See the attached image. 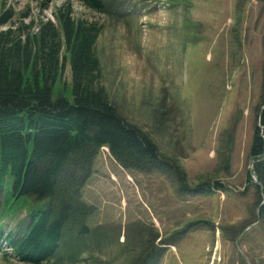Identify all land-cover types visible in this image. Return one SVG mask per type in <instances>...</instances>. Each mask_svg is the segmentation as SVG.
I'll use <instances>...</instances> for the list:
<instances>
[{"label": "rangeland", "instance_id": "374dc122", "mask_svg": "<svg viewBox=\"0 0 264 264\" xmlns=\"http://www.w3.org/2000/svg\"><path fill=\"white\" fill-rule=\"evenodd\" d=\"M101 1L96 13L76 0H0L1 29L54 21L67 4L75 19L96 23L95 54L110 102L178 169H127L99 148L87 178L69 170L75 178L54 196L59 204L74 197L91 231L78 236L80 225L68 222L57 257L45 264H133L147 249L158 250L150 264H207L213 241L228 244L224 264L241 254L264 264V194L248 154L264 93V4ZM70 81L66 66L53 97L71 99ZM200 184L206 187L195 190ZM45 202L26 197L20 212L2 215L0 229L22 234L30 211ZM7 254L0 252V264H21ZM219 257L215 264H223Z\"/></svg>", "mask_w": 264, "mask_h": 264}, {"label": "trees", "instance_id": "16d2710c", "mask_svg": "<svg viewBox=\"0 0 264 264\" xmlns=\"http://www.w3.org/2000/svg\"><path fill=\"white\" fill-rule=\"evenodd\" d=\"M76 1L96 13L104 10L101 0ZM259 1L264 4V0ZM53 17L54 21H30L6 29H1L6 21L0 22V221L2 215L20 212L26 197L47 200L44 208L30 211L22 234L18 229L3 234L0 229V241L11 252L8 257L21 264H45L56 258L71 220L80 225L77 235L87 237L91 230L77 217L82 213L80 203L68 194L59 204V197L54 196L60 185L75 178L67 175L69 170L79 172L82 181L87 178L91 159L99 148L106 147L127 169L164 175L170 168L178 169L160 154L147 133L127 122L110 102L95 54L101 27L75 19L70 4L56 9ZM66 66L71 99L53 97L54 86ZM262 76L264 80V66ZM261 102L264 107V93ZM260 124L264 129V110ZM261 127L254 129L248 154L264 194ZM183 179L181 172L180 184ZM201 187L206 185L200 184L195 190ZM184 188L187 190L181 184ZM260 211L263 215L264 207ZM155 250L147 249L141 260L132 263H152L158 255Z\"/></svg>", "mask_w": 264, "mask_h": 264}, {"label": "flooded vegetation", "instance_id": "af4514ba", "mask_svg": "<svg viewBox=\"0 0 264 264\" xmlns=\"http://www.w3.org/2000/svg\"><path fill=\"white\" fill-rule=\"evenodd\" d=\"M226 243L225 242L220 243L219 247H218V244L216 242H214V241L212 242V246H211V248H209L210 249L209 254H208V256H206V259H205V260H208L207 264H215V261L220 262L222 259L219 257V255L223 256L222 262L224 264V259H225L224 255L226 254L227 250H229L228 244H226ZM230 245H231L230 247H232L234 249V251H236V252L238 251V249H237L238 247L235 245V243L230 242ZM224 246H226V247H224ZM213 247H215L214 251L212 250ZM206 251H207V249H206ZM236 264H252V263H251L250 259H248V257L241 254V261H237Z\"/></svg>", "mask_w": 264, "mask_h": 264}, {"label": "water", "instance_id": "95a60500", "mask_svg": "<svg viewBox=\"0 0 264 264\" xmlns=\"http://www.w3.org/2000/svg\"><path fill=\"white\" fill-rule=\"evenodd\" d=\"M264 110V107H262L261 108V111H260V114H259V116H258V125H259V127H261V124H260V118H261V113H262V111ZM261 129H263L262 127H261ZM263 131V130H262ZM250 176L252 175V171L250 170ZM252 178V177H251ZM253 182L255 183V184H257V186H259L261 189V191H262V185L260 184V183H258L257 181H255L254 179H253ZM255 224H253V225H250L249 226V228L250 227H252V226H254ZM247 230V229H246Z\"/></svg>", "mask_w": 264, "mask_h": 264}]
</instances>
